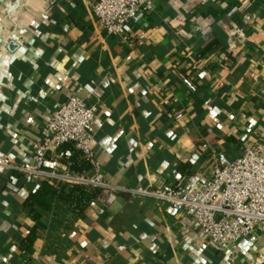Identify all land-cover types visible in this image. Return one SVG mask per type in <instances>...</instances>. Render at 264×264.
<instances>
[{
    "label": "crops",
    "instance_id": "crops-1",
    "mask_svg": "<svg viewBox=\"0 0 264 264\" xmlns=\"http://www.w3.org/2000/svg\"><path fill=\"white\" fill-rule=\"evenodd\" d=\"M72 96L97 107L90 147L116 199L1 175L0 264H264L263 230L221 252L132 192L173 171L194 186L264 144V0H153L121 36L92 0H0V156L30 161Z\"/></svg>",
    "mask_w": 264,
    "mask_h": 264
},
{
    "label": "built area",
    "instance_id": "built-area-1",
    "mask_svg": "<svg viewBox=\"0 0 264 264\" xmlns=\"http://www.w3.org/2000/svg\"><path fill=\"white\" fill-rule=\"evenodd\" d=\"M152 4L153 0H92V12L107 35L121 36ZM96 115L95 105L77 97L60 103L33 143L30 161L2 155L0 176L18 174L37 184L65 187L71 194L81 187L91 194L97 192L95 199L103 206L110 205L117 188L101 179L90 147ZM206 150L204 143L201 151ZM75 153L78 172L72 169ZM172 175L170 185L132 192L166 203L174 212L190 217L200 238L221 252L233 251L254 229L264 231V144L244 148L228 165L215 164L209 177L194 186L185 174L173 171Z\"/></svg>",
    "mask_w": 264,
    "mask_h": 264
},
{
    "label": "trees",
    "instance_id": "trees-1",
    "mask_svg": "<svg viewBox=\"0 0 264 264\" xmlns=\"http://www.w3.org/2000/svg\"><path fill=\"white\" fill-rule=\"evenodd\" d=\"M78 154L77 153H75L74 154V156H73V158H72V162H73V166H72V169H74V171H80V165L78 164ZM76 194L77 196L76 197H78V198H81V199H78V201H81V200H83V199H89V197H95L96 196V194H97V192H94V193H92L90 196L89 195H87L86 194V191L83 189V188H81V187H76V188H74V190H73V194ZM28 200H31L32 202H35V203H37V204H39V205H41V206H43V207H47V204L45 203V201L43 200V198H42V195L41 194H38V193H36V194H33V195H31L30 197H29V199ZM27 200V201H28Z\"/></svg>",
    "mask_w": 264,
    "mask_h": 264
}]
</instances>
